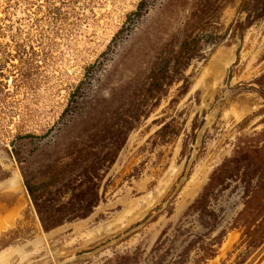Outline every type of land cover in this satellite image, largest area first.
Segmentation results:
<instances>
[{
  "label": "rangeland",
  "instance_id": "obj_1",
  "mask_svg": "<svg viewBox=\"0 0 264 264\" xmlns=\"http://www.w3.org/2000/svg\"><path fill=\"white\" fill-rule=\"evenodd\" d=\"M263 114L264 0H0V264H257Z\"/></svg>",
  "mask_w": 264,
  "mask_h": 264
},
{
  "label": "water",
  "instance_id": "obj_2",
  "mask_svg": "<svg viewBox=\"0 0 264 264\" xmlns=\"http://www.w3.org/2000/svg\"><path fill=\"white\" fill-rule=\"evenodd\" d=\"M231 50H233V48H224V49L219 50V52L212 59L211 63L208 65L207 71H208V73H211L213 75L214 82H217L222 77V75L224 74L226 68L230 67L231 64L234 62L235 55L233 52H231ZM214 119H215L214 109H212L210 111V113L207 115V117L205 118L204 123L202 124V126L200 127L198 132L196 133V137H195L194 144L192 146L190 158L188 159V161L184 167L183 176L179 180L178 186H180L185 181L187 173H188V171H189V169H190V167H191V165H192V163L196 157V154L200 148L203 134H204L205 130L211 126ZM141 226L142 225H139L130 231H135V230L141 228ZM115 241L111 242L110 244H108L106 246L111 245ZM91 255H92V253L79 255V256H76L74 258V260H81V259L89 258Z\"/></svg>",
  "mask_w": 264,
  "mask_h": 264
},
{
  "label": "flooded vegetation",
  "instance_id": "obj_3",
  "mask_svg": "<svg viewBox=\"0 0 264 264\" xmlns=\"http://www.w3.org/2000/svg\"><path fill=\"white\" fill-rule=\"evenodd\" d=\"M235 33L237 34V32L235 31ZM234 33V34H235ZM235 34V35H236ZM237 39H235V41H236ZM242 40H240V42H241ZM231 69H232V67H231ZM231 69L230 70H228V72H226V75H225V79H224V82H227V84H230L232 81H233V77L232 76H230V73H231ZM231 91H229L228 90V94H230L231 95V93H230ZM246 95V94H245ZM242 99H245V101L247 102H243L242 101ZM242 101V102H241ZM232 102L234 103V104H237V110H240L241 112L243 111V110H245L246 108H247V105H249L250 106V110L248 111V112H246V113H241L242 114V116H244L245 114V116H247V115H250V113L253 111V105H252V99L248 96L247 98L245 97L244 98V96L243 97H241V96H236L233 100H232ZM240 104V105H239ZM247 104V105H246ZM243 109V110H242ZM231 110V109H230ZM233 111V110H232ZM234 115H235V113H234ZM236 116V115H235ZM238 116V115H237ZM244 116V117H245ZM264 117V114H263V116H262V118ZM259 118H261V116L259 117ZM261 118V119H262ZM263 126V125H262ZM255 129V128H254ZM253 129V130H254ZM201 181L200 180H198L197 182H196V184H195V186L194 187H198V184L200 183ZM195 189V188H194ZM197 189V188H196ZM195 189V190H196ZM88 236H90L91 235V233H89V234H87ZM103 247V246H102ZM102 247H98V248H96V249H94L93 251H91V253H92V255L90 256V259L91 258H94V257H96L97 255H99L100 253H102L103 251H105L106 250V248H102ZM102 248V249H101ZM108 249V248H107ZM89 259V258H88ZM263 262H264V256H262V258H260V260L258 261V263L257 264H263Z\"/></svg>",
  "mask_w": 264,
  "mask_h": 264
}]
</instances>
